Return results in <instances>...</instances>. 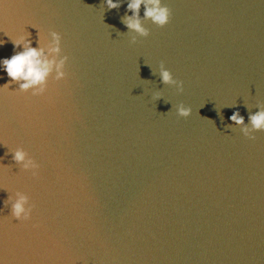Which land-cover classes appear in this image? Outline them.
<instances>
[{
  "label": "water",
  "instance_id": "obj_1",
  "mask_svg": "<svg viewBox=\"0 0 264 264\" xmlns=\"http://www.w3.org/2000/svg\"><path fill=\"white\" fill-rule=\"evenodd\" d=\"M163 4L169 23L145 22L132 44L126 4L0 0V59L23 29L37 46L31 26L58 32L69 58L46 96L0 93L6 264H264V132L226 128L233 112L247 123L264 106V0ZM161 64L182 92L160 82ZM18 192L33 208L24 223L4 207Z\"/></svg>",
  "mask_w": 264,
  "mask_h": 264
},
{
  "label": "clouds",
  "instance_id": "obj_2",
  "mask_svg": "<svg viewBox=\"0 0 264 264\" xmlns=\"http://www.w3.org/2000/svg\"><path fill=\"white\" fill-rule=\"evenodd\" d=\"M103 4L104 9L107 10L119 9L122 4L127 5L125 15L121 17V23L127 29V33L133 34L130 40L132 44L137 42V37H148L149 31L144 27L145 22L163 28L170 20V10L163 4V0H103ZM141 8H143L142 16ZM31 27L37 30L36 47H32L31 34L25 29L15 36L6 35L13 45L14 54L0 59V71L6 73L8 78L7 82L0 86V93L5 91L9 94L29 93L32 97H44L49 91L50 78L55 83L67 79L66 65L69 58L62 54L61 35L56 31H49L47 36H44L37 27ZM4 43L5 41L0 39V47ZM158 76L164 86H174L177 92L183 91V82L174 79L163 64L159 67ZM12 85L16 87L10 91ZM160 98L159 93L153 97L155 100ZM256 108L258 110L254 114L249 111L247 123L239 111L233 112L229 117L231 124L226 125V128L229 130L233 127L238 128L245 138L254 140L255 133L264 132V106L257 105ZM176 115L180 118H188L191 115V109L178 105ZM12 155L13 160L22 165L23 172L30 173L33 178L38 177L39 165L27 152L18 149ZM4 207L10 208L11 219L18 223L31 219L33 208L28 195L23 192L16 193L14 200L9 196L4 201ZM0 264H6V261L0 258Z\"/></svg>",
  "mask_w": 264,
  "mask_h": 264
}]
</instances>
